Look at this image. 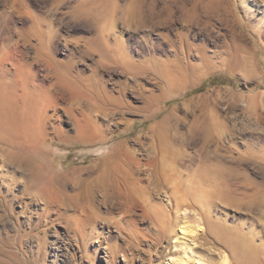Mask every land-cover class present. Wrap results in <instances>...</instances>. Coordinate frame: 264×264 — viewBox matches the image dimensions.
I'll return each instance as SVG.
<instances>
[{
    "label": "rangeland",
    "instance_id": "1",
    "mask_svg": "<svg viewBox=\"0 0 264 264\" xmlns=\"http://www.w3.org/2000/svg\"><path fill=\"white\" fill-rule=\"evenodd\" d=\"M110 28L132 68L105 51ZM0 40L10 59L32 60L38 79H55L47 60L80 80L49 109L61 131L25 149L62 204L36 197L28 173L0 153V264H264V0H0ZM79 90L98 102L72 106ZM152 137L162 150L155 171L177 172L176 184L146 175L147 188L124 198L152 196L154 220L121 232L106 207L120 198L123 168L152 155ZM84 203L102 227L88 254L71 239L65 212Z\"/></svg>",
    "mask_w": 264,
    "mask_h": 264
},
{
    "label": "bare ground",
    "instance_id": "2",
    "mask_svg": "<svg viewBox=\"0 0 264 264\" xmlns=\"http://www.w3.org/2000/svg\"><path fill=\"white\" fill-rule=\"evenodd\" d=\"M219 1L220 0H213V2H215V3H218ZM22 32L26 35H33V31H31V30H23ZM101 41H103L102 43H104L105 51L106 52H112L116 61L123 65L122 68L124 66H127V68H128L129 65H130V67L128 69L133 67L132 66L133 64H131V63H133V61L131 60L132 57L129 56L127 48L124 47V45H123L124 43L122 42L121 35L116 30L113 31L112 28L105 30V33L101 36ZM7 43H9V42H7ZM9 48H10V46L7 47L5 45H2V47L0 49L1 50V52H0V153L5 157V159H6L5 161H7V163H8L7 165L10 168H16L18 170H23V172L25 171L26 173H28V175L26 177V185H27V187H29V189L33 188L32 189L33 191H34V189H36V195H37L36 197H38V195L41 197L43 196L42 198H46L47 202H51L50 204H53V203L62 204V202L60 203V194L58 192H56L57 187H56V190L54 189L53 191H50V188L42 181V177L40 174L41 170L37 171L38 167H37V169L35 168L36 170L33 167V165H35L34 160H33L34 157L32 156L33 157V159H32L31 155H29L25 151V149H26V144H28V143L31 144V141L34 142L33 140L42 139V138L47 137L48 134H50L51 129H55V130L60 129V128L56 127L57 125L55 123H54L55 124L54 125L51 122V119H52L51 116L52 115L49 114V109L51 106H54V110L58 111V108L60 107L59 106L60 105V103H59L60 98L64 97V99L66 100L69 96L67 94L68 96L66 97V94L64 92H67V91H64L63 86L64 85H65V87L66 86L68 87L69 85L72 87L75 86L74 88L76 89V87L77 88L79 87L78 81H80V80H78L77 76H75L73 74L74 73L73 68L71 69L70 67H66V66H65V68H63L62 65H59L60 63L59 64L57 63L58 61L56 63H54L52 61H47V60H46V64H47V68H48V74H53L54 76L53 75L52 76L55 79L52 81H49V82L46 79L40 80V79H38V76H37L38 72L37 73H35L36 71L34 72V66L35 65L32 62V60L30 61V58L25 57V56L23 58H17V56H16V58H14L13 57L14 55L12 56L13 58L10 59L11 56L9 57V52H10V50H8ZM11 48H12V46H11ZM63 64H65V63H63ZM137 64L138 63H135L134 66L135 65L137 66ZM119 66H120V64H119ZM51 69H53V70H51ZM45 77L47 78L46 75H45ZM79 77H81V76H79ZM86 89H87V87H86ZM76 90H78V89H76ZM79 91L81 94H79ZM79 91H78V93H77V91L75 92L76 94H78L76 96H79V97L74 96L75 93L73 91H72L73 94L71 92V95H70L71 97H69L70 98L69 101L71 102V105L84 108L83 104H85L89 107L88 104H91V101L95 99V97L93 99L92 92L90 93V91H92V90H90V91L88 90L89 92L84 91V90H79ZM94 102L92 101V103H94ZM96 102H98V101H96ZM107 104H108V102H107ZM61 105H62V103H61ZM102 105L103 104H101L100 108L98 107V109H101V107H103ZM91 106L93 107V105H91ZM105 107H106V105H105ZM79 110H80V108H79ZM101 110H103V108ZM82 111H83V109H82ZM58 114H60V113H58ZM81 115L84 116L85 118H88L90 113L87 114L85 112H82ZM54 116H55V114H54ZM76 120H77V118H76ZM85 121H87V119ZM76 122H78V121H76ZM82 124H83V122H82ZM84 126H85V124H84ZM80 129H81V127H80ZM59 131H61V130H58L57 132L59 133ZM79 131L81 132L82 130H79ZM87 131H90V130H87ZM152 139H153V137H152ZM154 142H155V140L153 141V145L151 147V148H154V151L151 152L152 153L151 156L145 158V161H143L142 158L134 157L136 160L135 165L128 166V167L126 166L124 168H123V166H121L123 168L122 172H124V174L122 177L118 178V183L116 185V187L118 188L120 198L115 199L112 202L111 207H109V206H108V208L106 207L107 212L110 213V215H111V217H108L109 218L108 221L112 220L113 224H115L119 228V230H121V232L122 231L128 232V233L131 232V234H132V232H134L135 230L132 229L133 227L131 228L130 226L137 225L140 217L141 218L142 217L143 218L149 217L151 220H154L153 216L150 215V213H151L150 211L153 210L155 213L156 212L155 207H157V205L153 202L152 196H147L146 198L145 197L143 198V199H145L144 200L145 204L142 203L143 200L141 199V195L139 193L137 195V198H136L137 201L136 202H130L124 198L128 193H132V192L135 193L136 191H139V190L143 191L144 189L147 188V186L144 185V180L146 179V177H145L146 175H149L148 176L149 178H152L153 176L154 177L157 176L158 179L162 180V182H163V180L166 179V181H168L169 184H171L172 186L176 184L175 175L177 172H169V173L165 174L166 169H165L164 164H162L163 165V168H162L163 173L161 171H159V172L155 171V164H157V162L160 160V157L162 158V156H161L162 150L156 149ZM127 143H128V140H124V141L117 143L114 147H112V149L109 150L108 153L103 155L101 158L102 159L111 158L113 156L112 154L121 145H126ZM32 144H34V143H32ZM31 148H33V146ZM34 148H36V147L34 146ZM104 152H106V150ZM143 167L145 168L144 172H143V169H141ZM151 169H154V170H152L151 173H146V171H149ZM42 171H44V170H42ZM9 175H10L9 177L15 178L14 174H9ZM119 175H120V173H119ZM190 175L192 177H194L195 181H200L203 178L201 171H198V169H195L193 171V174H190ZM0 178H2V177L0 176ZM128 180H131L132 184L134 183V185L131 186V184H130L131 182ZM149 180H150V182L155 181L154 178L149 179ZM6 183H7V181H6ZM9 186H10V184H9ZM59 191H61V190H59ZM31 193H33V192H31ZM106 194L108 196V193H106ZM62 200L63 199H61V201ZM86 203H88V202H86ZM86 203L74 206L73 210L69 211L68 214H67V211H65V212H66V215L68 216V219H69L68 220L69 223L68 222L67 223L70 226V229L72 230L71 231L70 229H68V230H70L69 232L72 233L71 239L76 240V242L79 244V246L82 248V250L86 254H88V247H90L92 245V242H90V241L94 238V233L95 234L98 233L97 231L100 228L102 229V227L98 224V221L101 219V215H100V219L98 220L97 215H96L97 216V219H96V217H93V215L91 214L93 212L90 211V208H91L90 206L93 205V202H92V205H88ZM69 204H71V203H69ZM140 204H141V208L138 209V205H140ZM48 205H49V203H48ZM65 206H68L67 203ZM49 207H50V205H49ZM92 207L95 208L96 205L95 206L93 205ZM11 208H12V206H11ZM57 208L54 210L59 209V208L58 209ZM61 208H62V206H61ZM47 209H49L48 211L52 210L51 208H48V207H47ZM93 211H97V210H93ZM117 211H118V213H117ZM60 213H61V210H60ZM62 214H63V210H62L61 215ZM155 216H157V215H155ZM62 217H61V219H62ZM65 219H67V217H65ZM0 220H2V219H0ZM107 225L109 226L108 223L105 224V226H107ZM71 233H70V235H71ZM7 237H9V236H7ZM43 237H44V235H43ZM230 239H232V238H230ZM68 241H71V240H68ZM228 241H230V240H228ZM232 241H231V243H232ZM235 241H237V239ZM240 243H241V241H240ZM236 244L241 245L237 242H236ZM244 250L246 251L247 249H244ZM16 253H17V251H16ZM244 258L251 260L252 256H251L249 249L246 251V254H244ZM3 261H5V260H3ZM0 262L2 263L1 259H0Z\"/></svg>",
    "mask_w": 264,
    "mask_h": 264
}]
</instances>
